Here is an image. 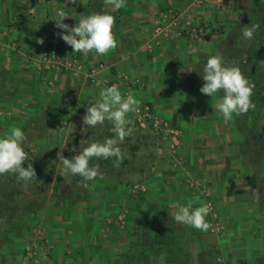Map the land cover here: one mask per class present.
<instances>
[{"label":"rangeland","instance_id":"1","mask_svg":"<svg viewBox=\"0 0 264 264\" xmlns=\"http://www.w3.org/2000/svg\"><path fill=\"white\" fill-rule=\"evenodd\" d=\"M20 1L13 3L19 13L0 21V60L7 63L22 50L26 42L17 31L31 23L37 26L27 53L33 69L19 76L30 83L22 81L17 98L9 93L0 102V137L20 127L28 137L23 146L29 142L32 160L47 172L60 148L67 157L82 139L94 142L97 127L81 135L82 117L101 89L117 85L122 95L141 101L139 112L128 114L134 131L123 144L138 136L147 143L121 178L101 186L97 178L96 186L85 188L75 215L60 214L67 203L54 189L42 198L44 206L21 217L0 203V264H264V104L240 115L238 124L235 115L225 121L214 109L222 91L213 97L199 91L207 59L216 54L251 81L253 50L264 85V29L251 40L241 32L259 22L255 0H126L120 10L94 0L104 6L98 12L117 14L118 46L87 56L73 53L57 35L62 30L51 25L55 5L64 0ZM82 17L76 13L68 24ZM47 47H56L59 57L48 68L38 64ZM154 117L178 129L176 138L157 131ZM57 165L51 184L60 176ZM190 200L194 208L210 206L206 232L170 215ZM115 204L120 211L107 214ZM161 239L173 243L174 254L157 244Z\"/></svg>","mask_w":264,"mask_h":264},{"label":"clouds","instance_id":"2","mask_svg":"<svg viewBox=\"0 0 264 264\" xmlns=\"http://www.w3.org/2000/svg\"><path fill=\"white\" fill-rule=\"evenodd\" d=\"M77 2L82 3V0H66L65 7L67 4ZM103 3L106 9L111 7L114 10H120L126 7V0H103ZM69 17L70 15L61 8L56 11L51 20L55 21L57 29L62 30L57 35L73 49V53H82L84 56L89 53L107 55L118 46L113 32L115 17L106 10L82 17L74 27L64 22ZM259 27V24L255 23L242 27L243 38L254 39V34ZM38 42L42 44L43 40ZM201 77L204 83L199 91L202 94L213 97L223 92V97L217 100L214 109L225 121H231L234 115L240 116L249 110H255L256 105L251 100L255 85L243 75L238 66H226L221 55H212L207 59ZM140 104L141 101L134 95H122L117 85L101 89L99 98L88 103L86 114L82 117L84 127L81 128V135H86L89 128L103 126L105 122H110L112 125L110 130L114 133V138L91 143H88V139H82L80 143L86 146L71 158L64 156V147L60 148L61 151L56 153V160L62 165L60 176L68 183H70L69 177L79 176L83 181L81 186L87 188L88 182L97 178L103 179L99 165H90V161L94 158L105 160L114 158L113 166L118 168L125 158L120 144L134 131L133 127L128 126L132 123L127 118L128 114L138 113ZM27 139L28 137L20 127H12L0 137V175H15L16 180L23 182L25 188L30 182L37 180L32 163H28L27 168L22 166L28 159L23 147ZM193 203L194 201L190 200L186 205L177 204V210L170 215L179 224L206 232L210 228L206 220L210 206L202 203L194 208Z\"/></svg>","mask_w":264,"mask_h":264},{"label":"trees","instance_id":"3","mask_svg":"<svg viewBox=\"0 0 264 264\" xmlns=\"http://www.w3.org/2000/svg\"><path fill=\"white\" fill-rule=\"evenodd\" d=\"M255 2L258 4L259 8V29H258V35L257 38H260L262 35L263 29H264V3L261 0H255ZM253 51H251L250 56L248 58V66L251 68L250 70V79L252 83L255 85L253 89V95L251 97V100L253 103H255L256 107L255 110H257L260 105L264 104V85H262L261 78L258 74V71L255 67V61L253 55ZM252 110H249L247 113H249ZM237 122L242 118V116H236ZM240 121L238 122V124ZM111 123L105 122L103 126H97V129H93V133L95 132V136L93 137L94 142H103L106 138H111L114 133L111 132ZM246 130V129H245ZM244 130V132H245ZM248 135V132L244 133ZM127 138V137H126ZM125 138V139H126ZM129 138V136H128ZM147 142L142 139L141 136H138L135 139L134 144L132 145H126V143H121L120 147L122 151L125 153V158L123 159L122 163L118 168L113 166V160L114 158H109L108 160H105L103 158L100 159H93L90 161V165H99L100 171L103 173V179L100 183H96V179L94 181L88 182L90 187L96 186V185H110V181H105L106 179H119L124 174V171L131 165L134 166L135 157L138 153V151L141 149L142 145H145ZM29 145V142L23 146L24 150L26 151L28 155V159L23 163V167L27 168L28 163H32L33 167L36 170L37 180H34L30 182L25 188L23 186V182H18L16 180L15 175L11 174L9 176L2 175L0 178V203L13 215H18L21 213V216L27 215L30 211H38L41 206H44V199L46 198V194L50 192L51 189H54L53 194L58 193L63 198H65V201L67 204H62L60 207L62 208L61 215L63 216H69L70 214L75 215L73 212V208H77L78 205L81 204L82 198L81 195L85 192V188L82 187V178L79 176H72L68 179L70 180V183L66 182L65 179L58 175V177L55 180V183L51 184L52 180L49 178V174L54 175L57 170V164L59 161L55 159L53 160V163H50V167L47 168V172H44V169L38 165L37 162H34L35 160H32V157L35 153H32V151L27 147ZM86 145H82L79 149H75L69 154L66 158H71L72 156L78 154L82 150L83 147ZM36 155V154H35ZM143 167L141 168V171L143 172ZM43 175V177L39 180L40 176ZM5 176V177H4ZM100 180V178H98ZM42 180V181H41ZM41 181V182H40ZM123 181V180H122ZM96 183V185H95ZM263 187V186H262ZM261 191L264 192V188H261ZM47 199V198H46ZM40 203V204H39ZM42 203V204H41ZM70 204V205H69ZM120 211V208L118 205H112L109 209V212L107 214L111 213H118ZM10 214V213H9ZM59 215V213L57 214ZM62 216V217H63ZM170 217V216H169ZM16 218V217H15ZM161 238L164 235V233H160ZM143 238V237H142ZM146 238V237H145ZM144 240V238L142 239ZM141 240V241H142ZM157 244H159L160 247H162L165 251H168L170 254H174L175 247L173 248V243L163 242L162 239L156 241ZM143 248V246L141 247ZM138 250V249H137ZM173 250V251H172Z\"/></svg>","mask_w":264,"mask_h":264},{"label":"crops","instance_id":"4","mask_svg":"<svg viewBox=\"0 0 264 264\" xmlns=\"http://www.w3.org/2000/svg\"><path fill=\"white\" fill-rule=\"evenodd\" d=\"M14 2L16 4H19V5L22 4L20 0H0V21L1 22L6 23V22H8V21H5L6 18H8L10 15H11L10 17H13V16L15 17L16 14L19 13L18 12L19 10H14V5H13ZM86 3H87V7H86V10L83 12V11H79V4H77V3L76 4H67V7H65L66 0H64L62 5L59 6V8L57 5H55L54 10H53V15H55V13L58 9L63 8V10L66 11L70 15V17L64 21L65 23L68 24V22H72V21H70V18L73 15H75L76 13H79L82 16H88L91 14L92 10L96 13V12H98V9L100 7L104 8L102 3H99V2L96 3V1H94V0L93 1L87 0ZM19 16H21V15H19ZM113 16L118 20V16L116 13H114V11H113ZM53 22L55 23V21L52 20L51 25ZM23 27H24V29L23 28L19 29L20 30L19 35H18V31H17V35H16L17 39H20V40L22 39V41L26 42L25 44H23V46H21L22 50H20V51L18 50V52H16V54L12 55L9 58V60H7V63H5L4 59L0 60V102H3V98H6L9 93H11L13 96H15L17 98L16 89L20 88L22 86L23 80L29 81V79L19 78V76H21V74L23 72L26 73V70L28 71L29 68L33 69L32 63H30V61L27 57V53L33 49L32 46L36 42L37 37H34V34L32 32H34L33 30L37 26L34 27V25L29 23L28 26L24 25ZM52 29L53 28H51V30ZM47 30L49 31V29H47ZM30 33H32V34H30ZM55 40L59 43L58 38ZM127 40H130V35H129V37H127ZM58 43L56 44L57 47H58ZM58 49H59V47H58ZM0 58H1V56H0ZM18 81H20V82H18ZM29 83H30V81H29ZM23 87H24V85H23ZM9 89H10V91H9ZM18 93L23 95V92L20 89H19Z\"/></svg>","mask_w":264,"mask_h":264},{"label":"built area","instance_id":"5","mask_svg":"<svg viewBox=\"0 0 264 264\" xmlns=\"http://www.w3.org/2000/svg\"><path fill=\"white\" fill-rule=\"evenodd\" d=\"M58 63H59V57H58V50L56 49V47L45 48L42 51L40 59H38V64L46 68L55 66ZM153 120H154V128L157 131L162 129L166 132L173 134L174 139L176 138V135L178 134V129L170 127L168 122H165L164 120H160L157 117H154ZM140 124L145 125L144 121H140Z\"/></svg>","mask_w":264,"mask_h":264}]
</instances>
